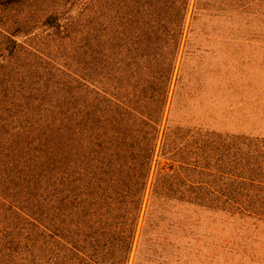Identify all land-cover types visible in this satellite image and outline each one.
<instances>
[{"label":"trees","instance_id":"1","mask_svg":"<svg viewBox=\"0 0 264 264\" xmlns=\"http://www.w3.org/2000/svg\"><path fill=\"white\" fill-rule=\"evenodd\" d=\"M68 3L0 0V264L152 261L175 204L264 222V136L168 117L198 22L264 0Z\"/></svg>","mask_w":264,"mask_h":264},{"label":"rangeland","instance_id":"2","mask_svg":"<svg viewBox=\"0 0 264 264\" xmlns=\"http://www.w3.org/2000/svg\"><path fill=\"white\" fill-rule=\"evenodd\" d=\"M66 1L29 0L45 8ZM91 1L67 6L79 11ZM197 28L190 42L199 49L183 63V99H173L168 117L186 128L264 136V23L208 16ZM159 232L152 261L140 264H264V222L175 204Z\"/></svg>","mask_w":264,"mask_h":264}]
</instances>
